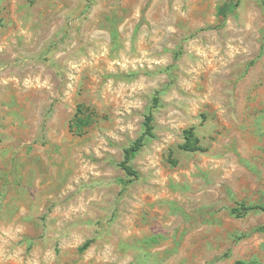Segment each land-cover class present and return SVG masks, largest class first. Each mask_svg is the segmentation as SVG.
Instances as JSON below:
<instances>
[{
	"label": "rangeland",
	"instance_id": "374dc122",
	"mask_svg": "<svg viewBox=\"0 0 264 264\" xmlns=\"http://www.w3.org/2000/svg\"><path fill=\"white\" fill-rule=\"evenodd\" d=\"M263 203L264 0H0V264H264Z\"/></svg>",
	"mask_w": 264,
	"mask_h": 264
},
{
	"label": "trees",
	"instance_id": "16d2710c",
	"mask_svg": "<svg viewBox=\"0 0 264 264\" xmlns=\"http://www.w3.org/2000/svg\"><path fill=\"white\" fill-rule=\"evenodd\" d=\"M154 106H157L159 103V97L154 96L153 98ZM93 120V112L89 111L88 108H82L79 106L74 118L71 121L70 129L77 133L84 132L85 128L88 127ZM153 113L150 111L145 116L144 120V132L132 143L131 146L125 148L124 150V161L122 162V167L130 174L135 177L138 176L137 171L133 168L131 161L135 158V156L140 152L142 147L145 145V139L147 136L153 135L154 124H153ZM185 138L186 141L181 145L182 148L188 150H201V146L199 144V140L196 137V134L192 128L185 130ZM253 209H261L264 210V203L258 205H250L246 206L242 204L240 208H235L234 211H238L239 213H245L249 210ZM260 230L264 231V225L259 227ZM89 243H86L88 245Z\"/></svg>",
	"mask_w": 264,
	"mask_h": 264
}]
</instances>
